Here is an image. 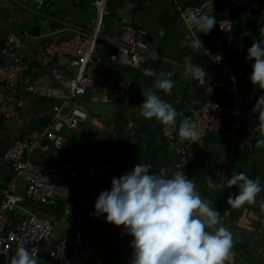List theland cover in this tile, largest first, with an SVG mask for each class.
Masks as SVG:
<instances>
[{
	"label": "crops",
	"instance_id": "0c3cea01",
	"mask_svg": "<svg viewBox=\"0 0 264 264\" xmlns=\"http://www.w3.org/2000/svg\"><path fill=\"white\" fill-rule=\"evenodd\" d=\"M200 13L217 20L207 35L199 33L191 22L192 14ZM223 13L235 22L228 71L207 60L202 50L188 46L198 36L203 47L209 45L217 36ZM96 15L95 0H46L42 7L14 0L12 9L0 4V63L6 62L4 40L8 34H13L23 44L17 56L28 64L25 78L40 86L65 87L73 74L61 60L43 67L35 57L51 43L91 31ZM105 23L104 40L99 49L103 58L108 59L113 51L106 40L121 37L127 26L149 31L155 58L139 70L110 64L85 98L89 119L78 130L64 132L67 152L55 149L36 152L34 161L38 163H72L78 168L79 176L72 182L85 197L91 198L84 211L77 197L61 201L56 208L26 203L41 218L49 219L59 228L55 239L44 244L39 264L47 258V249L54 241L67 238L74 248L94 249L87 259L70 264H129L132 238L122 234V226L117 228L106 223L105 215L92 214L99 193L111 190L113 177L130 172L140 162L151 164L157 174L161 168L167 170L171 166L163 126L155 119H143L133 108L143 103L144 89L154 91L174 108L179 103L186 111L208 101L221 102L229 108L225 133L211 136L206 148L192 160L190 179L201 197L220 213L216 227L224 226L233 235V246L224 264H264V210L259 206L264 200V190L257 195L255 204L245 203L238 208L227 204L228 196L235 197L239 191L236 186L227 188L228 179L235 173L244 171L250 178L258 177L264 188V147H256L260 134L255 138L248 136L242 116L253 105L250 92L264 95V91L251 83L254 61L246 59L248 49L264 28V0H114L109 3ZM186 57L206 70L204 86L185 74ZM55 68L64 75L63 83L55 79L52 73ZM147 68L153 69L160 78L173 81L170 94L153 87L156 77L145 76ZM207 87L212 89L211 94L207 93ZM10 94V89L0 86V104ZM60 104L59 100L20 89L14 102L17 119L0 118V201L9 183L14 181L16 194L25 193L27 186L24 181L15 180L13 169L3 162V154L26 133L46 129ZM98 181H103V185L98 186ZM228 209L229 214L224 216Z\"/></svg>",
	"mask_w": 264,
	"mask_h": 264
},
{
	"label": "built area",
	"instance_id": "2783aa9c",
	"mask_svg": "<svg viewBox=\"0 0 264 264\" xmlns=\"http://www.w3.org/2000/svg\"><path fill=\"white\" fill-rule=\"evenodd\" d=\"M23 1L36 3L40 7L46 2V0ZM112 1L114 0H95L97 15L92 21L91 31L80 32L68 39L51 43L45 51L37 53L35 59L43 67L50 66L56 60L69 58L72 64L79 68L78 73L71 77L65 87L32 84L24 75L28 70V64L17 56L23 48L21 40L13 34H8L4 40L3 53L6 62L0 63V86L10 89L11 94L0 104V118L7 121L17 119L14 102L20 89L39 97L59 100L61 104L56 108L53 119L46 129L26 133L14 141L3 154V162L6 167L13 169L15 180H22L27 186L24 189L25 193L16 194L13 191V181L2 191L0 259L10 262L16 249L21 246L35 252L39 258L44 244L55 239L59 232L58 226L49 219L41 218L35 210L27 207V202L56 208L61 201L77 197L81 210L87 208L91 198L85 197L72 182L78 178L79 169L72 163H38L34 161L36 152L39 150L49 152L51 149L60 153L67 152L68 142L64 132L66 129L78 130L81 124L89 119L90 112L85 98L110 64L139 70L155 58L151 51L149 31L132 26L125 27L121 37L107 39L106 42L113 47V51L108 59L101 56L99 49L104 40L105 16L109 13V3ZM0 4L12 8L14 0H0ZM234 27L235 22L223 13L218 22L217 36L202 49V55L207 60L225 71H228V57L235 41ZM52 73L56 80L64 82V75L58 69H53ZM259 97V94L250 92L253 105L242 113L245 130L252 138L259 135L256 131L259 113L253 112ZM175 109L178 113L176 131L167 136L163 127V135L172 157L167 173L171 176L182 171L190 179L192 160L206 148L211 136L225 133L230 110L223 103L214 101H208L188 111L178 103ZM184 119L193 121L197 126L200 135L195 143L179 137V124ZM97 185L102 186L103 181H98ZM47 252V258L41 264H70L74 260L87 259L93 254L94 249L74 248L71 240L67 238L54 241Z\"/></svg>",
	"mask_w": 264,
	"mask_h": 264
},
{
	"label": "clouds",
	"instance_id": "9594fccd",
	"mask_svg": "<svg viewBox=\"0 0 264 264\" xmlns=\"http://www.w3.org/2000/svg\"><path fill=\"white\" fill-rule=\"evenodd\" d=\"M191 22L199 33L207 35L217 23L207 13L192 14ZM184 44H181L183 47ZM202 50L199 36L188 45ZM205 53H207L205 51ZM246 59L254 61L250 81L264 91V28L247 51ZM185 74L204 86L207 72L199 65L192 64L186 57ZM147 77H156L153 87L170 94L171 79H162L151 68L144 71ZM208 94L212 89L206 88ZM143 103L133 107L145 120H157L164 133L171 136L176 131L177 111L171 103L160 98L154 91L142 90ZM253 112H258L256 131L260 136L256 147H264V95L260 96ZM179 137L195 143L199 139L196 124L184 119L179 124ZM211 179V178H209ZM238 188V194L228 196L230 208L245 203L255 204L257 195L264 190L260 179L250 178L244 171L235 173L227 181V188ZM259 206L264 210V200ZM230 209L225 210L224 216ZM94 216H106V223L123 227V235L130 236L132 250L129 264H224L233 246V235L228 228L219 226L221 215L204 200L192 179L182 171L169 176L161 168L152 171L149 163H138L120 177H113L111 190H102L95 201ZM214 228V231H208ZM10 264H39L35 252L21 246L16 249Z\"/></svg>",
	"mask_w": 264,
	"mask_h": 264
},
{
	"label": "water",
	"instance_id": "95a60500",
	"mask_svg": "<svg viewBox=\"0 0 264 264\" xmlns=\"http://www.w3.org/2000/svg\"><path fill=\"white\" fill-rule=\"evenodd\" d=\"M61 62L63 63L64 66L67 67V69H68L73 75H76V74L78 73L79 68H78L77 66H74V65L72 64L71 59L66 58V59L61 60ZM42 210H43L44 212H46V213L48 212L47 209H42Z\"/></svg>",
	"mask_w": 264,
	"mask_h": 264
},
{
	"label": "trees",
	"instance_id": "16d2710c",
	"mask_svg": "<svg viewBox=\"0 0 264 264\" xmlns=\"http://www.w3.org/2000/svg\"><path fill=\"white\" fill-rule=\"evenodd\" d=\"M0 264H10V263H6V262L4 261V259H0Z\"/></svg>",
	"mask_w": 264,
	"mask_h": 264
},
{
	"label": "rangeland",
	"instance_id": "374dc122",
	"mask_svg": "<svg viewBox=\"0 0 264 264\" xmlns=\"http://www.w3.org/2000/svg\"><path fill=\"white\" fill-rule=\"evenodd\" d=\"M92 1H93V0H91V2H92ZM12 8H14V6H13ZM12 8H11V9H12Z\"/></svg>",
	"mask_w": 264,
	"mask_h": 264
}]
</instances>
